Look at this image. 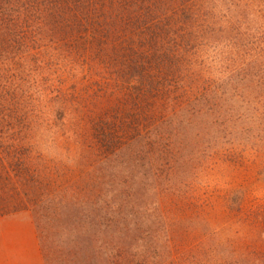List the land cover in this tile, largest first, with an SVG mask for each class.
Returning <instances> with one entry per match:
<instances>
[{
    "label": "rangeland",
    "instance_id": "rangeland-1",
    "mask_svg": "<svg viewBox=\"0 0 264 264\" xmlns=\"http://www.w3.org/2000/svg\"><path fill=\"white\" fill-rule=\"evenodd\" d=\"M74 47L48 36L28 46V60L4 68L0 117L18 138L0 143V264L11 256L6 245L16 229L1 220L13 215L21 216L17 224H33L43 264H58L53 232L72 224L81 227L74 234L85 245L113 239L133 248L132 239L143 235L134 247L158 264H187L185 258L216 243L258 239L264 232V98L243 97L222 115L223 124L159 128V135L181 128L191 135L172 147L144 123L123 137L116 116L134 114L132 103L106 97L100 66L79 58ZM127 188L134 204L122 197ZM61 198L68 201L59 211ZM45 204L58 210L48 226L40 220ZM112 206L123 212L112 217L109 231L101 210Z\"/></svg>",
    "mask_w": 264,
    "mask_h": 264
},
{
    "label": "trees",
    "instance_id": "trees-1",
    "mask_svg": "<svg viewBox=\"0 0 264 264\" xmlns=\"http://www.w3.org/2000/svg\"><path fill=\"white\" fill-rule=\"evenodd\" d=\"M48 36L75 44L79 58L100 66L106 97L123 96L132 103L134 114L116 116L123 137L144 123L172 147L181 139L192 140L191 135L184 136L182 128L159 135V128L223 124L227 121L222 115L234 112L243 97L264 98V0H0V109L7 91L4 68L28 60V46L43 44ZM247 105L253 107L252 102ZM4 118L0 143L18 138L5 129ZM122 194L118 196L134 204L130 188ZM63 199L59 211L67 205ZM52 207L44 205V226L57 215ZM101 212L105 229L111 231L112 217L123 211L112 206ZM62 227L55 232L50 228L57 238L52 248L58 264H158L154 255L134 247L143 235L132 239L133 250L131 244L122 246L113 239L101 246L85 245L74 234L81 227ZM214 246L185 261L264 264V232L239 246L230 241Z\"/></svg>",
    "mask_w": 264,
    "mask_h": 264
},
{
    "label": "crops",
    "instance_id": "crops-1",
    "mask_svg": "<svg viewBox=\"0 0 264 264\" xmlns=\"http://www.w3.org/2000/svg\"><path fill=\"white\" fill-rule=\"evenodd\" d=\"M20 217V215H13L1 220L4 223L13 224L16 228L13 231L14 241L10 246L6 245V249L11 251L6 264H43L33 224L30 221L17 224Z\"/></svg>",
    "mask_w": 264,
    "mask_h": 264
}]
</instances>
